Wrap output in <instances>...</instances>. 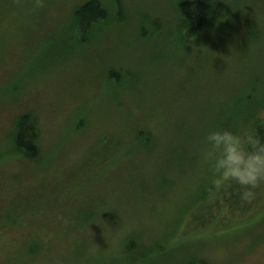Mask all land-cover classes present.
Instances as JSON below:
<instances>
[{
    "label": "trees",
    "instance_id": "1",
    "mask_svg": "<svg viewBox=\"0 0 264 264\" xmlns=\"http://www.w3.org/2000/svg\"><path fill=\"white\" fill-rule=\"evenodd\" d=\"M105 2L108 0H0V29H5V23H1L3 13L4 22L10 18V24L20 23L12 36L7 24L9 32L0 39H22L26 57L33 50L36 53L40 40L38 51L57 37L74 38L81 48L86 40L98 37L100 28L110 20ZM34 3L30 12L27 7ZM231 6V0H179L187 39H196L209 26L226 22ZM19 7L15 18L13 12ZM112 7L119 17L121 0H115ZM46 8L53 12L50 18ZM67 15H71V23L64 29ZM109 55L115 66L107 59ZM114 55L112 51L105 59H84L91 85L84 90L92 89L90 98L79 104L76 96L58 93L52 105L55 113L65 118L57 124L54 139L49 136L50 122L42 115L46 107L42 113L22 101L17 103V99L12 102L16 108L12 143L26 160L27 179L23 185L28 197L27 203H17L10 211H2V216L0 213V264H212L200 251L198 240L190 238L195 230L225 235L257 229L254 245L262 243L264 190L257 189L254 198L244 200L239 185L215 182L217 176L208 162L206 172L211 179L200 182L181 199V204L175 201V219L161 227L162 235L149 230L147 216L152 212L151 219L155 218L161 196L166 197L173 189L181 190L173 173L197 160L204 146L205 124L209 130L214 125L237 135L257 132L264 137V99L256 103L251 94L244 104L233 108L231 120L215 124L206 122L208 117H192L185 127L176 124L174 133L168 104L172 94H168L167 83L150 90L152 72L147 65L138 67L136 59L120 54L117 60ZM76 59L66 57L52 62L46 58L39 71L58 63L63 72L71 65L57 78L58 83L63 82L66 72L80 66V59ZM90 60L94 61L92 65H88ZM120 91L126 94L117 97ZM72 92L74 95L75 90ZM133 97L137 100L134 103L130 101ZM151 99H155L149 102L151 107L145 106ZM102 101L107 108L103 119L93 122V104ZM171 216L165 215L167 219ZM183 222L186 228L178 234ZM117 234L122 237L109 244ZM172 235H177L174 241H170Z\"/></svg>",
    "mask_w": 264,
    "mask_h": 264
},
{
    "label": "rangeland",
    "instance_id": "2",
    "mask_svg": "<svg viewBox=\"0 0 264 264\" xmlns=\"http://www.w3.org/2000/svg\"><path fill=\"white\" fill-rule=\"evenodd\" d=\"M231 1L232 6L227 21L220 25L218 22L209 26L205 32L201 31L199 36L192 40L187 39V31L181 23L179 0H121L123 9L119 17L120 19L123 17L124 20L114 15L112 5L115 4V0H108L105 4L110 9V20L100 28L98 37H93L91 42L86 40L81 48L75 45L74 38L69 40L65 37H57L58 39H50L48 42L49 45L56 40L53 47L49 48L47 45L38 51L42 42L40 40L36 53L33 50L29 57H26L22 39H0V213L10 211L17 203H27L28 197L27 187L23 185L27 179V171L24 169L26 160L16 151L12 143L16 110L12 107V102L17 99V103L22 101L33 108L43 110L42 113L46 107L45 114L42 115L47 118V122H50L52 132L48 127L49 136L54 139L56 126L65 118L58 112L55 113V106L52 105L56 103L54 100L58 97V93L63 92L69 97L76 96V102L79 104L92 95L91 88H86V92L84 90V87L91 86L84 59H105L106 54L115 51V59L121 54L129 60L136 59L138 67L147 65L152 72L151 84L148 88L153 90L161 83L165 85L166 82L168 94H172L168 104L171 106L170 122L171 131L174 133L176 124L185 127V123L190 122L192 117H208L206 122L215 124L221 120L223 122L231 120L235 114L233 108L242 102L244 104L245 97L251 94L252 98L258 100L256 103L262 102L264 99V0ZM32 5L29 8L25 4L30 12L36 6L35 3ZM20 9L19 7L13 12L15 18ZM44 11L50 18L53 12L47 8ZM68 15L64 29L71 23V15L69 17ZM2 16L1 23H5L3 27L6 30L0 29V38L9 32L7 24L11 26L9 33L12 36L13 29L20 23L10 24V18L6 23L4 22L6 14L3 13ZM62 25L63 23H60V26ZM66 57L78 58L81 64L77 69L66 72L63 82L58 83L57 78L64 74L65 69H71V65L65 67L63 72H60L58 63L55 66L50 64L44 71H39V66L44 64L46 58L52 61ZM107 59H110L115 66L112 56ZM93 63L94 61L90 60L88 65ZM123 92L125 91H120L119 94L116 92L117 97ZM13 93L17 94L13 95ZM149 95L148 93L147 96ZM154 100H149L145 106L151 107L149 102L152 103ZM130 101L134 103L137 100L133 97ZM72 102L75 103L74 100ZM94 105L96 109L92 121L99 123L100 119H103V112L107 109L106 104L102 101ZM232 112L233 115L230 116ZM203 128L204 146L200 149L197 160L193 163L189 161L183 165L181 171L173 173L181 190L173 189L174 191L172 190L173 192L171 191L166 197L161 196L155 206L157 208L155 218L153 216L151 219L152 212L147 216V219L153 220L151 223L149 221V230H155L159 236L163 232L161 227L175 219L176 212L173 211L177 207L175 201L178 199L177 203L181 204V199H185L187 193L193 192L205 178L209 180V173L206 172L208 161L204 159L203 152L206 147L205 131L208 132L210 128L206 124ZM212 130L218 129L213 125ZM37 176L38 173L35 174V180ZM218 180L217 176L215 182L218 183ZM19 184L22 187H19ZM167 214L173 216L167 219L165 217ZM130 227L128 224V228ZM185 228L186 224L183 222L178 234ZM255 230L257 229L225 235L211 230H195L190 232V238L193 241L198 240L200 251L212 264H264V241L254 245L257 239V234H253L256 233ZM176 236L172 235L170 241H174ZM121 237L117 234L112 240L109 239V244L117 243L116 238ZM191 239L188 241H192Z\"/></svg>",
    "mask_w": 264,
    "mask_h": 264
},
{
    "label": "clouds",
    "instance_id": "3",
    "mask_svg": "<svg viewBox=\"0 0 264 264\" xmlns=\"http://www.w3.org/2000/svg\"><path fill=\"white\" fill-rule=\"evenodd\" d=\"M204 159L211 164L218 183H234L242 190V199L254 198L264 190V137L231 130H210L206 135Z\"/></svg>",
    "mask_w": 264,
    "mask_h": 264
}]
</instances>
